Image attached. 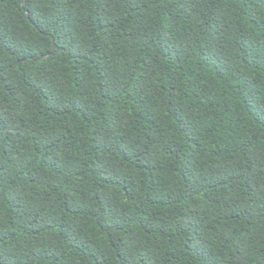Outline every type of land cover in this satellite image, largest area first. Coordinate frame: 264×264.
<instances>
[{
	"label": "trees",
	"instance_id": "obj_1",
	"mask_svg": "<svg viewBox=\"0 0 264 264\" xmlns=\"http://www.w3.org/2000/svg\"><path fill=\"white\" fill-rule=\"evenodd\" d=\"M0 264H264V0H0Z\"/></svg>",
	"mask_w": 264,
	"mask_h": 264
}]
</instances>
